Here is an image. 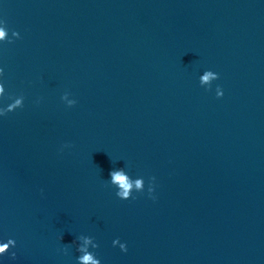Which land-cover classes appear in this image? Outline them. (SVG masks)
Returning a JSON list of instances; mask_svg holds the SVG:
<instances>
[{"label":"water","instance_id":"obj_1","mask_svg":"<svg viewBox=\"0 0 264 264\" xmlns=\"http://www.w3.org/2000/svg\"><path fill=\"white\" fill-rule=\"evenodd\" d=\"M0 20L3 264H77L76 237L101 264H264V0H0Z\"/></svg>","mask_w":264,"mask_h":264},{"label":"clouds","instance_id":"obj_2","mask_svg":"<svg viewBox=\"0 0 264 264\" xmlns=\"http://www.w3.org/2000/svg\"><path fill=\"white\" fill-rule=\"evenodd\" d=\"M7 34H8V28L6 25V22L4 20H0V40H6L7 39ZM16 34V33H13ZM4 74V69L2 67H0V77H3ZM219 79V73H213L212 71H207L202 77H201V84L205 83V82H209L210 79ZM4 83L2 82V80H0V94H2L4 92ZM224 95V91L223 89L218 85L217 86V90H216V96L217 97H222ZM16 105H20V100L16 101ZM10 109H0V116H3L6 112H9ZM109 176L112 177V182L119 185V187H117L115 189V195L122 199V200H127L129 199L132 195L130 193V183L127 180L126 175L124 174L123 170H118V171H109ZM152 180H155V177L152 178ZM135 188L138 191L143 192V190H141V181L137 180L135 181ZM147 192L148 195L155 199L154 196V192H155V187L153 183H149V186L147 188ZM62 238V237H61ZM79 239H83L84 243L83 245L78 243ZM94 238L93 237H76V239L73 241L74 244H76V251L78 253H80V255H78L76 257L77 260V264H101V260L97 257V255L95 254L94 251H89L87 245L88 244H92V248L96 249L98 247L97 243H94ZM113 246H119L120 250L123 252H127L128 248H127V244L125 242H121L119 240V238L114 239L112 241ZM9 245H11L12 247H15L16 245V241L14 239L9 238L7 240V243H0V257L3 256L4 253L8 252L10 247ZM12 258H15V252H13L12 254ZM0 264H3V261L0 260Z\"/></svg>","mask_w":264,"mask_h":264}]
</instances>
